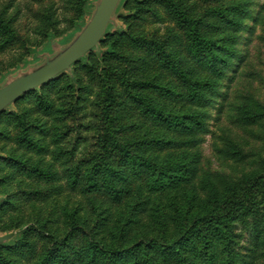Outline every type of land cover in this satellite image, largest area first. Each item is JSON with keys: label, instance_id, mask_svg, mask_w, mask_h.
Returning a JSON list of instances; mask_svg holds the SVG:
<instances>
[{"label": "rangeland", "instance_id": "374dc122", "mask_svg": "<svg viewBox=\"0 0 264 264\" xmlns=\"http://www.w3.org/2000/svg\"><path fill=\"white\" fill-rule=\"evenodd\" d=\"M101 3L0 0V90L74 47ZM118 6L98 44L39 85L44 101L35 94L24 100L29 90L0 109V264H43L47 254L56 264H191L196 255L203 257L198 264L207 255L214 264H264V0ZM176 8L195 21L218 57L189 54V27ZM222 70L216 92L205 95L201 83ZM137 91L182 121L193 119L183 122L192 132L143 114L132 98ZM244 114L258 117L242 121ZM139 141L153 154L173 152L176 175L153 187L141 161L135 175L121 150L148 156L138 152ZM108 168L122 175L117 198L104 178ZM248 191L260 206L254 217L234 204ZM226 213L222 224L218 217ZM219 229L227 231L223 239ZM211 240L216 247L201 256ZM103 249L131 251L106 259Z\"/></svg>", "mask_w": 264, "mask_h": 264}, {"label": "trees", "instance_id": "16d2710c", "mask_svg": "<svg viewBox=\"0 0 264 264\" xmlns=\"http://www.w3.org/2000/svg\"><path fill=\"white\" fill-rule=\"evenodd\" d=\"M250 1V0H248ZM119 7V6H118ZM176 14L177 17L180 19V23L183 26H188L189 27V38L191 40L190 45L188 47V52L189 54L197 60H202V58L206 57L208 58V60H212L215 59L216 56L215 54V50H214V44L212 43V41H210L209 39L205 38L204 36H202V34L199 32L197 24L195 23V21H193L192 19L188 18V16L181 11L179 8H176ZM84 58V57H82ZM63 74V71L60 72L59 74H57L56 76H54L52 79H50L49 81H53L56 80L57 78H59V76H61ZM223 70L219 71V78H210L208 77L207 79H205L202 83L201 86L204 87V93L206 95V93L208 91L211 92H216V90L219 87L220 84V80L222 78L223 75ZM47 81V82H49ZM106 82L108 84V88L109 92H108V96H113V92L115 90L113 83H112V79L107 78ZM139 85H144V86H153L152 82H147V83H138ZM157 84L154 85V87ZM157 88V86L155 87ZM203 93V94H204ZM34 94L39 98L40 102L44 101V97L46 95L45 90L43 87H35L33 89H31V91H29L28 95L24 98V100H26L29 96H34ZM198 94V93H197ZM195 94V95H197ZM132 98H134V100L141 105L143 114L146 115H151L154 116V118H157L158 120H161L162 122L168 124H177L178 126L182 125L185 127V129L189 130L190 132H192V124L189 123H184L183 122H191L189 121L187 118L184 119V121H182V119H180L177 116H173V114H170V112H165L164 110H162L161 108V104H159L156 98H154L153 96H149L147 93L143 94L140 93L139 91H137L136 93L133 94ZM13 114V113H12ZM11 113L8 114V116L10 117ZM7 116V117H8ZM14 117H16V115H13ZM197 123H200L203 125V121H198V115H194L193 116ZM258 115H249V114H244L243 117H241L242 121H250V122H255L257 120ZM20 121H24L23 118H19ZM161 122V123H162ZM158 126V125H157ZM160 126V125H159ZM183 127V128H184ZM161 131L159 130L160 133H163L162 131L166 132V127H162L160 126ZM164 128V129H163ZM159 129V128H158ZM26 134H28L29 136H31L28 131H25ZM139 146H137V148L139 149L138 152H144L142 154H147L146 155H138V156H134L136 149L131 150L132 154L129 153V151H126L124 149L121 150L122 156L125 157L123 159L124 164H129L131 171L137 175V164L138 162H140L141 165H144L145 167H148V169L152 172V176L154 177V179L152 181H150V183H152V186L155 187L157 185H161L163 184L165 181L170 180L171 174H175L177 173V168L180 167V163H174L175 162V154L173 152H169L164 156H160L158 154H153L152 151L147 150V149H143V141H139ZM137 153V152H136ZM132 155V156H131ZM13 162L20 164L18 160H13ZM188 167H191V165ZM120 171H113L110 168L107 169V171L104 174V178L107 182L108 185V191L114 196V197H119L120 194V190L117 187V177L118 175L120 176L121 174L119 173ZM122 172V171H121ZM119 173V174H118ZM122 176V175H121ZM176 178V177H174ZM263 181V187H264V179ZM7 179H4L2 181V183H6ZM95 181H94V177H93V181L92 184L94 185ZM92 185V186H93ZM211 186L212 183L209 181L206 183V186ZM250 191H248L245 195L241 196L235 204V206L238 208L239 212L241 213V215L244 216H248V217H254L259 215V203H255V201L251 199V197L249 196ZM212 211L214 212V210H210L209 212L204 211L201 215H208L209 213H212ZM77 215V212H76ZM68 217H73L75 220L77 219L75 216V213H72L71 215H68ZM213 217V216H212ZM228 218V213L224 214V215H220L218 217L219 222H221L222 224H226V219ZM199 218H196V221ZM194 226H190L189 228H187L186 231H184L183 236L184 238H186V236H188V234H190L193 230ZM221 236L220 238H224L223 235L226 234V230L225 229H219L218 231ZM260 239L262 241V244L264 246V233L260 236ZM216 243H214L213 240L209 241V243H206V247H204L203 251L200 252L204 256V254L206 253V251L208 249H213L216 247ZM21 246L23 247V245L20 243V248ZM157 247H159L161 249V251L165 250L167 248V246L165 245H160V244H156ZM225 246L226 248L230 251L231 250V245L230 242H225ZM103 254H104V258L106 259H112L113 256H115V258L117 257V255L119 256L120 252H113V253H108V251L106 249L102 250ZM131 251V250H128ZM128 251H125L127 253H122L120 254V256L124 255V254H130ZM111 254V255H109ZM129 255H127L128 257ZM197 257L195 258V262L191 263V264H198V260L202 259L203 257H200L199 255H196ZM43 264H56L52 259V257H50L49 254H47L46 256H43ZM152 262V259H150ZM111 261V260H110ZM12 262L9 261L7 262V264H11ZM134 264H139L137 261ZM149 264V263H147ZM153 264V263H152ZM204 264H214L213 260L208 258V255L206 256L205 260H204Z\"/></svg>", "mask_w": 264, "mask_h": 264}, {"label": "water", "instance_id": "95a60500", "mask_svg": "<svg viewBox=\"0 0 264 264\" xmlns=\"http://www.w3.org/2000/svg\"><path fill=\"white\" fill-rule=\"evenodd\" d=\"M119 1L102 0L86 34L74 47L39 70L2 88L0 90V109L21 94L49 81L89 53L104 34Z\"/></svg>", "mask_w": 264, "mask_h": 264}]
</instances>
